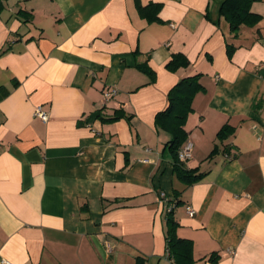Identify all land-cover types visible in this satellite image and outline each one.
<instances>
[{"label": "crops", "instance_id": "crops-1", "mask_svg": "<svg viewBox=\"0 0 264 264\" xmlns=\"http://www.w3.org/2000/svg\"><path fill=\"white\" fill-rule=\"evenodd\" d=\"M223 1L0 0V259L171 264L165 194L195 263L264 264V0L236 32ZM148 4L159 22L139 14ZM177 53L187 66L169 72ZM196 75L183 166L203 176L184 185L154 120ZM117 110L130 120L102 121Z\"/></svg>", "mask_w": 264, "mask_h": 264}, {"label": "trees", "instance_id": "trees-1", "mask_svg": "<svg viewBox=\"0 0 264 264\" xmlns=\"http://www.w3.org/2000/svg\"><path fill=\"white\" fill-rule=\"evenodd\" d=\"M261 0H224L219 8V15L223 17L230 28L231 32H236L241 25L253 26L260 20V16L253 14L250 11L251 5L254 2ZM138 12L141 17L148 22H159L157 13L160 10V4H148L146 6H139ZM230 55L232 48L229 46L227 50ZM187 59L183 54L177 53L170 56L165 68L169 72H175L179 68L187 66ZM142 73L152 76V71L141 64L136 66ZM198 75L181 79L174 85L167 95V107L156 114L155 126L169 131L171 140L166 144L172 160L173 174L179 182L184 185H192L202 179L203 174L199 173L197 169H186L177 158L179 147L186 141L187 136L183 129L185 120L191 111V101L193 96L200 89L198 83ZM119 119L130 120V116H126L122 111L117 110L113 116L108 119H102L103 122H115ZM230 127L223 126L217 133V139L223 141L227 138L230 132ZM214 149L212 153H214ZM175 206L181 203L178 200L173 202ZM165 249L167 258L171 264H197L191 256L192 243L189 240L180 239L176 236L177 222L174 219L173 211L169 210L165 215ZM208 261H215V257L211 256ZM135 264H144L142 258H136ZM204 264V263H201Z\"/></svg>", "mask_w": 264, "mask_h": 264}, {"label": "built area", "instance_id": "built-area-1", "mask_svg": "<svg viewBox=\"0 0 264 264\" xmlns=\"http://www.w3.org/2000/svg\"><path fill=\"white\" fill-rule=\"evenodd\" d=\"M115 93H116L115 89H111V90L108 89L104 91L103 97L105 99H108L114 96ZM33 116L35 118L40 119L43 122H46L48 119V114L42 109L41 106L36 107L33 113ZM191 150H192V144L189 141H185L181 149L177 152L178 160L181 163H186L191 158ZM228 158L230 159V156ZM160 200L161 202H163V204H165V207L167 208V210H171V206L169 207V201L167 200V197L165 194H161ZM186 212L191 217L194 215V211L190 207L186 208ZM105 247L107 251H109V245L107 243H105ZM0 264H12V263H10L7 260L0 259Z\"/></svg>", "mask_w": 264, "mask_h": 264}, {"label": "rangeland", "instance_id": "rangeland-1", "mask_svg": "<svg viewBox=\"0 0 264 264\" xmlns=\"http://www.w3.org/2000/svg\"><path fill=\"white\" fill-rule=\"evenodd\" d=\"M168 199H169V198H167V200H168ZM168 201H169V200H168ZM171 205H172V203L170 202V203H169V207H170ZM171 208H172V207H171Z\"/></svg>", "mask_w": 264, "mask_h": 264}]
</instances>
